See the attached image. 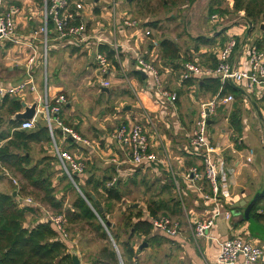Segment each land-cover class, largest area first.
I'll return each instance as SVG.
<instances>
[{
  "label": "crops",
  "instance_id": "crops-1",
  "mask_svg": "<svg viewBox=\"0 0 264 264\" xmlns=\"http://www.w3.org/2000/svg\"><path fill=\"white\" fill-rule=\"evenodd\" d=\"M78 1L74 0V1H72V3L73 2H75V3L83 2V0H78ZM115 1H116L115 3H117L118 0H115ZM184 1H185L184 3H186V4L182 8L183 9L190 8V11L180 12L179 15H177L178 23L175 25L176 28H173V29L170 28V30H172L171 32H173L175 34H172V36H170V37H164V38L158 37L157 38V36H156L157 39L155 38V34L160 35V32L161 33H167V31H168V29H166V27H163V29H162L163 25L159 21H154L151 23L150 19L137 20L138 28L136 30H127L123 26L121 17H119V16L114 19V22L112 21L111 25H109L111 30H112L111 34L105 33L104 35H102V32L106 31V30H99L98 33H95L93 30L96 27H94V29L92 30L91 36L93 38L105 39V43L100 44L99 46L96 43V45H94L91 49H89L88 51H85L87 53H90V56L93 57V59H94V55L96 52V47H97L98 51H99V47L101 45L102 46L106 45L108 47H111L113 50H115V47H119V51L115 50V53H116L115 58L117 57V54L119 56L118 59L116 58L119 66L116 67L112 63V61L109 59L110 64H111L109 75H106L105 77H101L98 70L96 69V64L94 65V67H95L94 72H95V74H97V78L101 79L100 83H96L95 85H93L94 88H96L97 91L101 92L102 94H109V95L112 94L111 89L112 88L115 89V96L113 95L115 106H114V112L111 113V120H109V118H106L103 122L101 120L100 121H94V122H98V123H96V124L92 123L93 127L91 128L90 122L87 119L88 114L86 111H84V112L86 113L87 117L83 116L85 113H81L82 117H77V119L75 117L72 120H69L67 117H65V110L68 109V112H70L69 113L70 115L75 114L76 110H75V107H73L72 102L69 101L71 99H69V96L64 91L67 89L68 86H70V83H69V81H67L68 78L66 76L67 75V73H66L67 67L57 65V63H58L57 61L59 60L60 64L62 63V65L68 63L70 66L72 64L71 63L72 61L71 60L67 61V59L65 60V57H62L61 59H57V57L60 54L53 57V63H52L53 72L51 73V76L56 77V80H54V84L52 86L53 90L55 91L53 97L57 94L63 93L67 96V99H68V104L66 105V107L63 111V114L60 116V119L62 120V122L64 123V125L66 127L70 128L74 132L78 133L83 139H86V140L92 142L94 147H93V149H89V148H85L83 145H81L79 143H75L68 135L63 134L61 129H57L55 131V142L59 147H62L63 149H65V150H67V151H69L75 155H78L79 157H81L83 159H86L87 161H89L90 164L92 163L91 165L93 167L95 165L99 164L96 159L94 160L95 156H97V157L100 156L101 159L104 158L103 159L104 163L108 164L110 167L109 170H112L113 173H115V178L112 181V183H109V185L114 184L115 181H117V178H120V179L126 181L129 178L133 177L136 173H139V171L142 174L152 173L155 176H159L160 178H163L164 176H166L168 178L171 176L169 173H167L166 171H163L162 169H159L157 166L134 167L130 163L127 162L126 155L118 147L116 142L113 140L114 132L116 131L117 128H119L123 125H126V126L133 125V124L143 125L145 127L149 137H150V140H151V146H152L151 151L154 152L155 154H157L161 160H162V158H165L166 161H169L173 170L176 173L182 175L190 167L200 164L199 159L196 158L193 154L195 151L193 150L192 146L190 145V137L193 133V129L195 127V122L197 121V119L199 117L201 104H203V102H204L202 100V98L204 96L209 97L207 102H210V101L214 100L218 95L213 96L211 93H208V92H205L204 90H201L196 85H193L191 87L186 86L185 85L186 82L181 80V71L180 70H175V69H172L169 67H167V68L163 67L162 61H161V55L162 54H161V50L159 47V44L161 43L162 40L170 39V40L174 41L175 43H177L180 46V48L182 49V45H181L180 41L183 39L182 34L185 33V31H187L189 34H188V38H185V39H189V41L193 44L192 47H194L195 46V42L193 41L194 38H196V37H210V38H212V37H215L217 35V33L220 32L221 30L226 29V32L223 35L224 36L223 38H226L229 40L232 36L236 35V37L238 39H240L241 43H240L239 48H237V50H236V55H235L234 60H235L236 66H238V65L240 67L242 66L241 63L243 61V58L245 57L243 55L242 50H243L244 45L247 43V41H252V39L249 35H252L253 33L250 34L251 33L250 30L245 31L244 28L242 27V24L226 25L228 23L227 20L229 19V17L235 16L234 14H229V15L216 14V15H219L221 19H223V22L222 23H220V22L214 23L212 21V19L210 18V20H206L207 21L206 24L207 25L211 24V26L213 25L216 27L219 26V30H217L213 33H210V35H205V34L194 35L193 34L194 33L193 28H195L197 31H198V29L200 31L206 30V29L205 30L201 29L200 17L205 16L206 13H208L210 3L213 0H184ZM0 2L4 3L5 5H16L22 10V14H21L20 18L18 19V23H17V31H19L18 33L21 36H26V35L21 33V29L19 26L21 24L20 19L24 15L25 11L27 10L28 11L27 14H29V16H30L29 20L31 22V20L33 18H35L36 15L39 14L38 9L35 8V6H31V4L22 5V2H13L10 0H0ZM43 3H44V9H45V0H44V2H42V4ZM120 4L122 7V2H120ZM111 7L113 8V6H111ZM89 8H88V10H89ZM221 8L232 10L233 1L228 0L227 2L222 4ZM116 9H117V7H115V12L117 14ZM89 11H92L94 15L100 16L102 14V11L100 9H95V11H93V8H92ZM92 12H90L88 14V17H90V14ZM128 14L129 13H127V11H126V13L123 11L122 16L127 15L128 17H130ZM82 15H83V13H82ZM182 15H183V17L181 18ZM244 15H245L244 12H240L238 14V16L241 19L244 17ZM172 16H173V14H172ZM186 16H187V18H191V17H194V18H193V20L190 19L187 21ZM222 16H224V18H222ZM238 16H236V17H238ZM168 18L170 21H172L174 19V17L171 18V16ZM183 19L187 21V24L184 25V28L182 29L181 32L177 33V31H179V28H177V26L179 27V25H182L180 23V21ZM39 20L42 24L43 23V15H41L39 17ZM133 20H135V19H133ZM191 20H192V23H191ZM90 21H91V19H90ZM242 21H243V19H242ZM151 24H156L157 25L156 28L152 27ZM87 27H88V30H90L89 25ZM119 29L125 30V32L129 35L128 37L124 38V37H122V34H121V38H122V42H123L124 47H126V49L129 52H131V56L133 57L132 60H130L131 62H129L127 65L123 64L122 58H121L122 56L120 54L121 44L119 43ZM146 30L151 31V36H149V37L145 36L144 33ZM162 30H164V31H162ZM35 32L36 31L32 32L31 34H33ZM262 32H264V31L261 30V33ZM246 34L248 35L247 37H246ZM28 35H30V34H28ZM262 37L264 38L263 33H262L261 38ZM41 41H42L41 42L42 43L41 44L42 45L41 51L43 53V51L45 50V40L43 39ZM125 41H129L127 43V45H125ZM49 43L50 42H48L47 54L49 52H53V51H64L56 43H54L56 45V48H50ZM11 48H19V47L12 46L11 44H0V51L3 50L5 52H7V50L11 49ZM128 48L131 50H129ZM19 49H21V48H19ZM67 49H69V51H70L69 55L71 57H76V55L79 52L83 51L81 49H75V48H67ZM187 49H186V51H187ZM216 50H218V47L216 49L204 47V48H201V51L199 53H196V55H198V54L204 55L207 53H214V55H215ZM182 52H183V50H182ZM185 52H183V53H185ZM19 53H21L23 55L24 54L27 55L26 51H24V50L20 51ZM60 53H63V52H60ZM100 53L106 54L108 56V54L106 52H100ZM135 54L144 55L146 60L152 61L153 63L155 61L160 63V65H161L160 67L162 68V71L160 70V72L162 74L163 82H165L164 85L167 86L166 74H172V75H176L178 77V87H175V88L172 86H170V87L167 86L168 88L166 87L168 90H170L172 92L175 91L178 93V101L175 104L172 105V104L168 103L167 101H165V104H161V106H158L156 104L157 92L153 91V88L151 87V84L149 83V79L148 78H147L148 80L142 79L140 72L136 69L135 58H134ZM61 60H63V61H61ZM197 62L200 63L201 65H203V63L206 61H205V59H202V58L198 59L197 58ZM26 65H27V61L23 67H21L19 65L18 66L13 65L12 67L8 68V72L21 73L22 74L21 80H17L14 82L13 81H2V80H0V85L1 86H14V85H18L20 83L26 82L28 80ZM48 66H49L48 64H46V65L43 64V72L41 74L34 73V79L36 82V86L38 87L37 94L34 95L30 91L28 93H25L23 96H21L17 99H19L22 103H26L30 107L34 103L39 102L40 99L44 100L46 98V96L50 97L49 88L48 89L45 88L46 85L50 86V79L48 78V69H49ZM207 67H210V66H207ZM68 72L70 73L72 71L68 70ZM119 75H120V77H117ZM139 76H141L142 80H140L138 78ZM46 77H47V81H46ZM72 77H73V74H72ZM123 77L126 78L125 81L127 84L130 85V87H128L126 85L123 86V84H125ZM106 82L109 83L108 87H105L102 85ZM114 83H115V85H114ZM40 86H43V89H44L43 95L41 94ZM236 87H238L243 92V97H244L242 100V104L241 103L239 104V108L241 111L242 126H243V135L239 139L238 143H236L235 140L237 138L234 134V131L230 127V117H231V114L233 113V111H235L234 103H231L227 106L220 107L218 109V113H217V116H218L222 112H226V114H223L222 119L225 120V122H228V124H229V129L232 132L231 138L225 129L221 130L220 133L218 132V129H219V126L221 123L218 121L217 116H215L210 123L211 141L220 151H222V154L225 157L226 168L232 174V177H233L234 183H235V186L233 187V191H232L233 197H234V201H233L234 203L232 205V213L234 214V218L232 221H228L224 218H221L220 221L218 222V226L215 227L217 229L216 230L214 229L211 233L214 237H216L219 240V242L230 239L233 236L238 235L240 233L243 234V232H244L243 235L246 234V232L249 229V224H248V222L242 223L245 220L244 219L245 208H238L240 210H237L235 205L239 204L241 202H244V201H246L247 203H250L256 195H258L259 193L264 191V189L263 190L259 189L260 185L262 184L260 181V178L256 179V180L254 179L255 177H258L259 173L264 172V161H263L264 159L262 158V156L260 154H257V152L255 150H252V148H250V145L248 143L246 144V142L244 141V138L247 139L248 135H247V137H246V135H244L245 123L243 120V111L245 110V107H247L249 109L250 104L254 105L252 100L259 101L264 97V86H258L257 89L256 88L253 89V88L249 87V84L241 83V84L236 85ZM155 95H156V98H155ZM30 96L32 97V99ZM14 98H16V97H14ZM75 102H76V98H74V100H73V103H75ZM257 106L258 105H255L253 107L257 110L259 107V106L258 107ZM42 107H43V105H40V108L38 109V111L36 109V115L33 119V120H36V127L38 124H42V123L46 125L45 121L40 122V120H42V116L40 114ZM122 107H124L123 111L121 109ZM21 112H24L23 106H22ZM191 113H193V114H191ZM189 114H191V115H189ZM94 118L95 117H92V120H94ZM149 119L151 120V124L149 122ZM110 121H117V122L119 121V125L116 126L114 131H112V132H110V129H109L110 127L107 125L108 123H110ZM191 124H194V125L191 126ZM214 129L216 131L212 132ZM246 132L248 133L249 130L247 129ZM155 137L160 141V144L157 145ZM214 140L217 143H214ZM38 148H39V152L36 154V152L38 151ZM225 150L228 151V153H224ZM53 151H54L53 139H52V142L50 143V145H44L43 148L40 144L33 146V153H34L33 156L36 160H40L44 156H47V155L51 156V154L54 153ZM45 152L48 154H45ZM53 155L56 157V162H57L55 165L56 175L54 177V186L57 188L58 182L60 180L59 178L63 177V172L60 169V166H59L60 162H59L58 157L55 155V153ZM101 155L104 157H102ZM257 158H259V161H258V164L255 165ZM244 159L248 163L247 162L245 163ZM125 165H130V168L126 169ZM0 170H2L1 174L3 175V173H2L3 169H0ZM9 173L11 174V176L18 179L17 176L12 174L11 172H9ZM106 174H108V170H107ZM243 175H246V177H244ZM88 176H89V174L86 175V177H88ZM84 179H85V177H84ZM246 180H248V181L250 180V183L248 184V186H244ZM18 181H19V179H18ZM180 181H181V178H180ZM168 185L170 186L169 178H168V183H165L161 187L160 194H172V193L176 194L177 193L175 190V186H174V188H171L170 191L167 190L165 187ZM77 187L80 191L79 193L84 197V195L82 194V191L80 190L78 185H77ZM1 188H4V187L0 186V189ZM125 190H127V189H125ZM188 190H189V199H187L183 194L180 196L177 193L179 195V198L181 201H178V200L175 201L174 199H171L169 201H166L164 199H159V200H162V201L167 203V206L170 207V211L168 212L167 216L171 217L172 219H174L176 221H178V220L175 219V217L176 216L178 217L182 211H186L187 210L186 208H188L189 214L191 217L189 216V214L187 215V222L189 223V227H190V222L199 219V217H195V216L198 215V213H199L198 210L200 209L201 204H203L204 206H205V204L199 198V196L197 195V193L195 192V190L193 188L188 187ZM193 196H194V200H193L194 208H192L190 206L188 207L186 205V203L184 202V200L185 201L189 200V202L190 201L192 202V200L190 198H192ZM20 198L22 199L24 197H19V199ZM60 200H62V199H60ZM156 201H158V200H156ZM259 201H261V203H260V206H261L262 202H264V197H262ZM258 202H257V204H258ZM178 203H181V205H178ZM38 206H40V207H38ZM134 207H138V204L134 205ZM37 208H38V210H40V217L34 216V219H36V222L37 221L38 222H44V216L45 215L42 212L43 209H47V210L53 212L54 214H56L53 209H51L47 205L45 206L44 204H41V205L37 204ZM204 208L206 209V207H204ZM171 211H174L175 213L172 215ZM258 213L261 215H264V207L263 206H261L260 211ZM58 215H64V214H58ZM144 216L146 219H150V220L152 218H154V217L150 216L148 209L144 213ZM161 216H164V215H161ZM178 222H180V221H178ZM180 224H181V222H180ZM28 225L29 226L33 225V221L28 222ZM34 225H35V223H34ZM112 227L114 229L115 225H113ZM157 233H160V232H154V234H157ZM161 234L163 235V233H161ZM108 235L110 237V240L111 239L113 240L110 233ZM174 239L175 240H173V241H177V243L180 244L181 247L184 249V254L189 259L190 264H216L217 258L219 255V250H220L219 243H217L215 241H211L210 239H201V240L199 239L198 241H196L194 239L193 231L191 230V228H189V230H187L183 227H182L181 234ZM250 239L260 242V240L253 239L252 237ZM199 242H201V243H199ZM114 243H115V241H114ZM116 246H117V244H116ZM139 250H140V248H139ZM139 250L136 249L137 252H139ZM140 251H143V250H140ZM119 252H120V250H119ZM81 262H82V260H81ZM82 264H84V263L82 262ZM261 264H264V263H261Z\"/></svg>",
  "mask_w": 264,
  "mask_h": 264
},
{
  "label": "built area",
  "instance_id": "built-area-1",
  "mask_svg": "<svg viewBox=\"0 0 264 264\" xmlns=\"http://www.w3.org/2000/svg\"><path fill=\"white\" fill-rule=\"evenodd\" d=\"M115 2L113 0L114 19L118 17L115 12ZM88 8L89 6L84 2L72 3L69 0H45L41 33L35 32L31 36H21L17 31V23L22 10L16 5H5L0 2V44H11L19 48L27 47L32 51L28 56L26 65L28 80L14 86L0 85V99L4 97L19 98L30 91L33 94L38 92L33 70L35 64L38 63L37 51L28 44L27 39L30 37L37 39L38 35H43L46 54L50 36L53 38V43L61 47L75 49H91L96 43L98 46L105 43V39H93L88 33V25L82 19L83 11ZM211 19L214 23L223 22L219 15H213ZM121 20L127 30H136L138 28V22L127 15L122 16ZM242 27L245 31L250 29L249 24L245 22ZM144 34L149 37L151 36V31L146 30ZM236 38V35L232 36L225 46L218 50L217 67L212 68L197 62H187L180 70L181 80L189 81L213 77L220 79L222 84L233 83L238 85L243 83L249 84V87L253 89H257L258 86H264V50L256 43L250 41L248 54L245 56L244 45L242 51L247 58V64L241 70L239 65H235L234 60L238 47ZM91 40H95V42ZM115 50L119 51V47H115ZM116 58H119L118 54ZM134 58L136 69L146 74L153 91L157 92L156 104L161 106V104H165V101L172 105L175 104L178 101V93L172 92L165 87L162 74L155 63L146 60L145 57L139 54H135ZM94 60L96 69L101 77L110 74V60L106 54L100 53L97 47ZM102 85L108 87L109 83L106 82ZM45 88L48 89V86L46 85ZM234 102L235 98L233 95L221 96L218 94L214 100L201 105L199 117L195 122V127L190 137V145L195 151L193 154L199 159L200 164L190 167L182 175L173 170L169 161L161 160L157 154L151 151V140L143 125H123L116 129L113 134V140L124 152L127 162L132 166H157L159 169L169 173L172 176L175 190L180 196L183 190L180 178L188 187L190 186L195 190L199 198L204 202L206 209L202 219L190 222V228L196 241L199 239H210L219 243L220 250L216 264H260L264 259V249L261 246L249 243L242 238L241 234L221 242L211 234L219 219L224 218L228 221L232 219V213L228 208L234 203L232 191L235 183L232 174L226 168L222 151L211 141L210 123L217 116L220 107ZM37 103V111L40 105H43L40 114L53 139V152L59 159L60 169L74 182L73 175L84 174L88 168V161L59 147L55 142V131L61 129L63 134L68 135L75 143H79L85 148L93 149L94 145L92 142L83 139L72 129L66 127L60 119L68 104L65 94L60 93L53 98L46 96L44 100L40 99ZM149 122L151 124L150 119ZM35 128L36 120H26L22 122L19 130L27 131ZM3 175L8 177L16 187L19 186L18 179L11 176L8 170L3 169ZM26 205L36 206V202L31 197L22 198L21 206ZM42 212L45 215L44 222L52 223L60 239L67 242L69 240V232L65 215L54 214L47 209H43ZM151 221L156 230L165 233L169 237H177L181 234L182 226L180 222L171 217L160 216L152 218Z\"/></svg>",
  "mask_w": 264,
  "mask_h": 264
},
{
  "label": "trees",
  "instance_id": "trees-1",
  "mask_svg": "<svg viewBox=\"0 0 264 264\" xmlns=\"http://www.w3.org/2000/svg\"><path fill=\"white\" fill-rule=\"evenodd\" d=\"M227 1L213 0L208 10L209 17L211 18L216 14H234L238 16L240 12H244L245 15L242 19L251 27V33L256 30L257 26L264 23V0H232V10L221 8L222 4ZM151 26L156 28L157 25L151 24ZM225 32L226 29H223L212 38H194L195 46L188 48L185 53L174 41L170 39L162 40L159 44L162 54V66L181 70L185 63L197 62V58H202L206 61L203 65L212 68L217 67V52L229 41L223 38ZM262 33L264 36V32ZM236 39L238 42L237 48H239L241 42L240 39ZM255 43L260 48L263 47L264 38ZM204 47L212 49L218 47V50L215 51V55L214 53L196 55ZM99 51L106 52L112 63L116 67L119 66L115 58V50L106 45H101ZM138 78L142 80L141 76ZM185 82L186 86L196 85L213 96L218 94L221 96L229 94L234 96L235 111L230 117V127L234 131L237 138L235 141L238 143L243 135L239 108V104H242L244 98L243 92L231 83L222 84L220 79L213 77ZM0 100V169L8 170L19 179V186L14 188L11 193L0 192V264H73L72 255L67 245L68 241L64 242L60 239L52 223L36 222V219H34L33 225L29 226L27 224L28 216H37L38 208L34 205L22 207L21 198L19 199V197H34L40 204L53 209L56 214H64L67 225L78 223L89 225L99 235V239L105 243L96 258L95 264H119L117 253L112 248V242L104 224L110 223L108 216L113 212L114 204L123 201L127 197L125 189L129 184L132 183L135 186L141 184L135 177L138 173L126 181L117 178L114 184L109 185L114 180L115 173H105L103 177L91 173L86 177L84 174L92 166V163L90 164L88 161V168L84 174L73 175L74 181L84 197L77 194L71 208L64 210V202L58 199L56 195L57 188L54 186L55 165L57 163L54 153L51 156H44L40 160H36L33 156L34 145L40 144L43 148L44 145H50L52 142L47 126L42 123L38 124L34 130H19L23 121H14L12 117L22 111V102L17 98L10 97H4ZM259 102L264 103V97L259 101L255 100L253 106L258 105ZM45 154L48 153L45 152ZM81 176L85 177L82 183L79 180ZM63 178L69 179L64 173ZM168 178L170 186L168 185L165 188L170 191L171 188H174V182L171 176ZM15 190L17 191V197H13ZM93 196L99 201L102 212ZM260 203L261 201L252 210L251 219L261 231L251 228L248 221L244 220L242 223L248 222L253 239L264 242V215L258 213L261 208ZM178 205H181V203H178ZM147 209L150 216L154 218L161 215L167 216L170 211V207L162 200L150 201ZM174 213V211H171L172 215ZM122 218L123 224L120 225L121 227L115 225L113 229V224H110L108 230L120 250L124 264H138V252L131 243L134 238L143 237L151 245H159L165 240L171 241V239L175 240L174 238H176L169 237L165 233L162 235V232L154 228L152 221L145 218L144 211L140 208L129 207ZM154 232L160 233L154 234ZM126 234H129V239L124 242L121 238Z\"/></svg>",
  "mask_w": 264,
  "mask_h": 264
},
{
  "label": "rangeland",
  "instance_id": "rangeland-1",
  "mask_svg": "<svg viewBox=\"0 0 264 264\" xmlns=\"http://www.w3.org/2000/svg\"><path fill=\"white\" fill-rule=\"evenodd\" d=\"M10 1L22 2V5L31 4V6H35V8L38 9L39 14L36 15L35 18L31 20V22L29 20L30 16L29 14H27L28 11L26 10L24 15L20 19L21 24L19 26L21 29V33L26 36H31L32 35L31 33L34 31L41 33L43 25L41 24L39 17L44 14V3L42 4L44 0H10ZM75 1H78V0H75ZM83 2L87 6L90 7L89 10L93 8V11H95V9H100L102 11V14L100 16L94 15L93 12L89 11L88 9L86 11H83V15H82L83 22L89 25L90 27L89 29L91 30V31L88 30L89 31L88 33L91 35L92 30L94 29V27H96L93 30L95 33H98L99 30H106L102 32V35H104L105 33L111 34L112 30L109 25L112 24V21L114 22V10L111 7L113 6V0H83ZM120 2H122V7H121ZM184 2H185L184 0H118L116 3V7H117L116 10L118 14L117 16L119 17H122L123 11L125 13L127 11V13H129L128 15L130 16L129 18L135 19L136 21L142 20V19L143 20L150 19L151 23L154 21L161 22V24L163 25L162 29L163 27H166L168 31L167 33L160 32V35L155 34V38L156 36L157 38L158 37L164 38V37H170L172 36V34H175L171 32L172 30H170V28L172 29L176 28L175 25L178 23L177 15H179L180 12L190 11V8H185V9L182 8L186 4ZM90 12L92 13L90 14V17H88V14ZM170 16L171 18L174 17L172 21H170L168 18ZM182 17L183 15L181 16V18ZM193 18L194 17L187 18L186 16L187 21L190 19L193 20ZM192 20H191V23H192ZM206 20H210L208 13H206L205 16L200 17L201 29H204V30L206 29V30L200 31L198 29L197 31L195 28H193L194 35H200V34L210 35V33H213L219 30V26L217 27L213 25L211 26V24L207 25ZM187 21L184 19L180 21L182 25H179V27L177 26V28H179V31H177V33L182 31V29L184 28V25L187 24ZM227 21L228 23L227 24L225 23L226 25H230V24L239 25V24L244 23L239 16L229 17ZM261 27L262 26H257L256 30L253 32L254 35L251 33L252 34L250 35L252 39L251 42L255 43L256 41L261 40L263 38V37L261 38L262 36ZM121 34H122V37L124 38L128 37L129 35L125 32V30L119 29V43L121 44L120 54L122 56L121 58H122L123 64L127 65L129 62H131L130 60H132L133 57L131 56V52H129L126 49V47H124ZM188 34L189 33L185 31V33L182 34L183 39L180 41L183 52H185L187 48H193L192 47L193 44L189 41V39H185V38H188ZM43 39H44L43 35L40 34L37 36V39H33L32 37H30L29 39H27V42L28 44L32 46L33 49L37 51L38 63L35 64V66L33 67L34 73L41 74L43 72V64L49 65L48 66L49 67L48 78L50 79V86L48 85L49 86L48 88H49L50 98H53L55 91L53 90L52 86L54 84V80H56L55 76L54 77L51 76V73L53 72V67H52L53 57L60 54L57 57V59H61L62 57H65V60L67 59V61L69 60L72 61L71 62L72 67L68 63L62 65V63L60 64L59 60L57 61L58 62L57 65L67 67L66 76L68 78L67 81H69L70 86H68L67 89L64 91L69 96V99H71L69 101L72 102L73 107H75V110H76L75 114H71V115L69 114L70 112H68V109L65 110V117H67L69 120H72L75 117L77 119V117H82L81 113H85L84 111H86L88 114L87 115L88 117L86 116V113L83 116L87 117L88 121L90 122L91 128L93 127L92 123L94 124L98 123L94 121L101 120L103 122L106 118H109V120H111V113L114 112V106H115L114 97H113V95L115 96V89L112 88L111 89L112 94L109 95V94H102L101 92H98L96 88H94L93 85H95L96 83H100L101 79L97 78V74H95L94 72L95 71L94 69L95 60L93 59V57L90 56V53L85 52V51H88L89 49H81L83 51L79 52L76 55V57H71L69 55L70 51L69 49H67L71 47H61L58 45L64 51H53V52H49L48 54H46L45 51H43V53L41 51V46H42L41 40ZM52 40L53 38L50 36L49 46L50 48H56V45L53 43ZM91 41L95 42V40H91ZM128 42L129 41H125V45H127ZM250 44H251L250 41H247V43L245 44V49H244L245 56H247L248 54ZM20 48L21 49L11 48V49H8L7 52L3 50L0 51V80L14 82V81L22 79L21 73L8 72V68L12 67L13 65H16V66L19 65L23 67L27 61L26 59L32 53L31 49L27 47H20ZM261 48L264 50V46ZM22 50L26 51L27 55L25 54L23 55L19 53ZM60 52H63V53H60ZM142 56L145 57L144 55ZM246 64H247V58L244 57L241 63L242 66L240 67V69L243 70L244 67H246ZM155 65L156 67H158V69L160 68L159 70L162 71V68L160 67L161 65L159 62L155 61ZM68 70L72 72L69 73ZM72 74H73V77H72ZM117 77H120V75ZM166 79H167L166 84L168 87L170 86L174 88L178 87V77L176 75L166 74ZM125 80L126 78H124V81ZM124 83L125 84H123V86L126 85L130 87V85L127 84L126 81ZM167 86L165 85V87ZM40 89H41V94L43 95L44 93L43 86H40ZM74 98H76L75 103H73ZM208 98L209 97L204 96L202 98L204 102L203 101L202 102L207 103ZM252 102H255V100H252ZM0 103H1V100H0ZM258 106H257L258 109L256 110L253 107V105L250 104L249 109L245 107V110L243 111V120L245 123L244 135H246V137L248 135L249 137V138L247 137V139L244 138V141L246 142V144L248 143L250 145V148H252V150H255L257 154H260L262 158L264 159V156H263L264 155V103L259 102ZM121 109L123 111L124 107H122ZM259 111L261 112L262 117L259 116V113H258ZM223 114H226V112H222L220 115L217 116L218 121L221 123L218 129V132L220 133L221 130L225 129L231 138L232 132L229 129L228 122H225V120L222 119ZM92 117H95L94 120H92ZM40 122H44V120L42 119L40 120ZM107 125L110 127L109 128L110 132H112L114 131L115 127L119 125V121L118 122L110 121V123H108ZM193 125L194 124H191V126ZM247 129L249 130L248 133L246 132ZM214 131L216 130L214 129L212 132ZM155 140L157 142V145L160 144V141L156 137H155ZM214 143H217V142H215L214 140ZM38 152H39V148L36 154ZM224 153H228V151L225 150ZM95 159L98 161L99 164L95 165L94 167L93 166L89 167V169L84 175L95 173L97 176L103 177V175L107 172V170H108V173L110 172H111L110 174L113 173L112 170H109L110 169L109 165L104 163V160H103L104 158L101 159L100 156L99 157L95 156L94 160ZM162 160L166 161L165 158H162ZM244 161L245 163L247 162L245 159ZM258 161H259V158L256 159L255 165L258 164ZM125 166H126V169L130 168V165H125ZM1 171L2 170H0V186L4 188H1L0 192L11 193L14 190V188H16V186L12 183V181L9 180L8 177H4L1 174ZM243 176L246 177V175H243ZM135 177L137 181L141 182V184L139 186H135L132 183L129 184L126 190L127 197L123 201L115 203L113 206V212L108 216L110 224H113L116 226L122 225L123 224L122 215L125 213V211H127L129 207L140 208L145 213L147 211V207L150 201L152 200L164 199L166 201H169L171 199H174L175 201L177 200L181 201L177 193L176 194L175 193L160 194L161 187L165 183H168V178L166 176H164L163 178H160L159 176H155L152 173L142 174L139 172L137 176ZM259 178L262 183L259 189L263 190L264 189V172L259 173L258 177H255L254 179L256 180ZM59 179L60 180L58 182L56 195L58 196V199H62V201L64 202V210L70 209L72 204L76 200L77 194L81 195L79 193L80 191L75 181L74 183L73 181L63 178V177L62 178L60 177ZM79 180H80V183H82V181H84V177L81 176ZM142 181H144V183H142ZM249 183H250V180L249 181L246 180L244 186H248ZM181 185L183 188L182 194L187 199H189L188 186L185 182H183L182 179H181ZM189 188L191 187L189 186ZM33 199L36 202V206L37 204L38 205L40 204L39 201H37L34 197ZM190 199L192 200V202L191 201L189 202V200H186V201L184 200V202L186 203L188 207L190 206L194 208V205H193L194 196ZM136 204H138V207H134V205ZM261 206L264 207V202H262ZM204 207L205 206L201 204V207L198 210L200 214L198 213V215L195 217H199V219H202L204 217L205 215ZM186 209L187 210L182 211L178 217L176 216L175 219L181 222L182 224L181 226L183 228L189 230L190 227H189V223L187 222V215L189 214V209L188 208ZM236 209L240 210L238 208ZM228 210L232 213V205H230ZM37 216L40 217L39 210L37 212ZM233 218H234V214L232 213V219L230 221H232ZM33 220H34V216L32 215L28 216L27 224L28 222H32ZM219 221L220 219L217 221L216 227L218 226ZM67 229L69 232V240L67 244L69 252L71 254L73 253L77 254L84 264H95L96 258L98 257L100 251L102 250L105 244L103 241L99 239V235L89 225L85 223L69 224L67 225ZM216 229L217 228H215V230ZM251 233L252 231L248 229L245 235H243L244 232L243 234L242 233L240 234L242 235V238L244 240L248 241L249 243L253 245L261 246L264 249L263 241L260 240V242L262 243L261 244L259 241H254L250 239L252 237ZM121 239L124 242L127 241L129 239V234L123 235ZM131 243L138 250L141 247V245L145 243L148 244L147 248L143 249V251L139 250L138 264H190L189 259L184 254V249L181 247L180 244L177 243V241L165 240L161 242V244L159 245H151L149 242H147L145 238L141 237V238H134L131 241ZM112 248H113V245H112ZM261 263H264V259L260 262V264Z\"/></svg>",
  "mask_w": 264,
  "mask_h": 264
},
{
  "label": "water",
  "instance_id": "water-1",
  "mask_svg": "<svg viewBox=\"0 0 264 264\" xmlns=\"http://www.w3.org/2000/svg\"><path fill=\"white\" fill-rule=\"evenodd\" d=\"M261 30L264 31V23H262L261 25ZM251 31V27L249 29ZM142 79L146 80L147 76L145 73L140 72ZM235 88L239 89L238 87H236L235 84L231 83ZM108 91V90H107ZM22 106L24 107V112H19L16 115H14L12 117V120L14 121H26V120H33L35 115H36V109L38 107V103H34L32 106H28L26 103H22ZM257 108V107H256ZM259 115L260 117H262L261 112L259 111ZM13 197H17V191L14 192ZM264 197V191H262L261 193H259L258 195H256L254 197V199L250 202L247 203L246 201L241 202L239 204H236V208H245V214H244V219L246 221H248L251 224V228L256 229V230H260L261 229L255 224V222L251 219V212L254 209V207L256 206L257 202ZM93 199L96 200V198L93 196ZM97 205L99 206L100 211L102 212V208L101 205L99 204V201L96 200ZM110 226V223L104 224V227L107 229V232L109 231L108 228ZM109 234V232H108ZM263 235H264V231H263ZM111 242L113 244V247L115 249V252L117 253L118 256V260H119V264H124L121 254L119 252L118 247L116 246V244L114 243V241L111 239ZM148 246L147 243L143 244L140 247V250H143L144 248H146ZM72 255V262L73 264H82L81 259L79 258V256L77 254H71Z\"/></svg>",
  "mask_w": 264,
  "mask_h": 264
}]
</instances>
